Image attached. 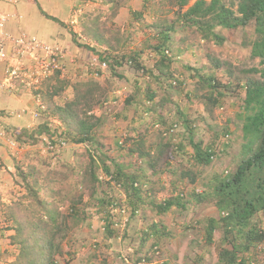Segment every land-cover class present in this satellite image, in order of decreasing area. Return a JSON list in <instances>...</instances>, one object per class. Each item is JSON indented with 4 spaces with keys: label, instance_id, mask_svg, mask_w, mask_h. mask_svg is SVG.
I'll use <instances>...</instances> for the list:
<instances>
[{
    "label": "trees",
    "instance_id": "16d2710c",
    "mask_svg": "<svg viewBox=\"0 0 264 264\" xmlns=\"http://www.w3.org/2000/svg\"><path fill=\"white\" fill-rule=\"evenodd\" d=\"M174 1L178 6V21L182 22L183 26H185L184 24L193 26L195 31L200 34L201 40L216 42L218 45L222 43L223 39L218 35L216 29H237L247 26L252 20L254 22V38L248 43L250 58L258 59L262 68H241L238 77L235 80H230L236 86L242 83L245 91L241 126L243 137L248 139L244 148L245 157L239 160L233 173L215 176L210 193L204 191L199 197L181 190L172 197L159 200L160 198L152 193L154 191H150L151 185L163 188L161 185H165L164 181H167V184L170 182L172 188H177V184H175L177 180L173 177L172 163L169 161V158H174V154L172 151L167 152L170 143L162 141L148 143L147 128L154 127V125H160L161 128L167 126L166 130L173 133L178 127H185L194 162L199 165H208L212 162V157L215 156V150L211 145L203 146L201 142H195L192 125L187 119L186 112L179 110L178 105L172 101V96L175 93V87L172 85L177 84V80L170 72L172 63L175 62L170 55L173 49L172 35L175 33V23L172 22L161 27L154 25L157 34V43L153 47L157 55L154 69L158 74H154L153 69H145L141 66L139 63L140 53L136 52L130 55L129 61L133 62L134 69L142 72L139 79L133 80L132 92L124 101L121 113L116 115L118 119L123 117L128 120L129 111L132 108L135 116L140 120L139 126L136 128L138 135L133 142L134 147L126 149L119 140L114 143L118 151L122 152L124 148L126 149V154H124L126 157L121 158H128L127 161H121L120 157L115 158L108 153L107 151L111 152L113 148L110 149V145L102 141L103 139L98 134L105 119L94 111L101 108L109 98L107 96L109 89L103 83L90 77L85 80H77L71 85L72 96L69 98L68 94L63 96L62 91L69 87L71 82L65 78L60 79L61 73L58 70L52 78L54 86L50 91L47 86L46 94L40 95L48 118L55 122L57 127L52 130L48 123H44L38 127V130L23 131L18 134L19 137H16L15 141L20 144L19 146H36L41 143L46 146V140L53 146H58L60 143H64L65 147L67 145H83L84 149L80 152L76 151L78 153H76L77 159L74 164L81 158H86L87 163L82 174L74 164L71 167L63 165L66 166L64 169L68 170L66 178L72 177L74 181L73 190H69L66 184L61 182L63 173L57 168V165L53 166L52 161L58 162L60 158L58 151H52V161L45 164V169L52 170V173L49 171L41 173L37 167V159L27 172H18L26 189L27 197L32 201L31 204L39 208L34 209L37 212L35 213L28 205L24 206L22 202L25 198L5 208V219L12 222L9 230H14V234L10 237V244L18 247V253L12 264H55L56 255L62 242L59 239L65 237L63 233L69 228V220L73 219L78 222L80 220L82 211L78 207L79 201L73 199L71 204L66 207L67 212L61 214L52 208L53 204H49L48 201L39 197L41 183L50 184V190L54 183L64 186L62 195L64 200L66 197H70L69 193L75 195L78 188L84 187L89 199L94 200L97 205L96 213L102 214L103 230L108 237H114L116 234L113 225L117 223V220L113 218L110 210L119 207L118 203L120 206H129L131 219L142 208H148L157 215H163L174 207L181 211L187 210L191 203L193 206L202 205L206 201L210 202L209 199H211L212 202H215L213 205L217 210L218 217L196 219L195 227L205 224L203 228L205 236H202L206 245L214 243L212 236L216 227L222 229L223 240L221 242L227 241L228 244L225 243L227 246L218 248L217 264H245L244 262L238 263L236 255L262 243L264 232L261 233L255 223L248 225V222L256 213L264 211V0H194L193 4L184 12H180V10L188 6L191 0ZM147 2L148 0H145V4ZM141 15V12H135L133 16L140 18ZM72 38L76 43L74 37ZM96 39L98 44L103 46L98 38ZM77 45L93 53L96 52L89 46L78 43ZM115 49V46L109 45L106 50L111 53ZM169 52L171 53L169 54ZM96 54L98 61H111L109 64L111 75L118 76L113 70V66H121L122 60L126 57L118 59L112 55L111 58L109 55L102 56L97 52ZM209 62H214V60L211 59ZM214 67L220 66L218 63H214ZM196 72L201 89H206V93L199 97L196 96L197 104L201 105L203 112L212 118L214 108L221 107L223 104L221 101L224 96L223 90L229 86L220 83L216 75L211 73L212 71L206 75L202 74L201 70H196ZM145 76L147 77L146 81L144 80ZM140 83L145 85L142 90L139 86ZM152 84H156L158 91L151 86ZM186 96L190 97V94L187 92ZM55 98L57 101L54 100ZM167 106L176 107L177 119L167 121L170 119L169 115L167 117L163 115V110ZM167 111L169 113L170 109ZM158 132L159 135L162 134L160 130ZM229 134V129L222 132L224 136H229ZM255 143L257 145L253 147ZM171 146L170 148L180 151H183L184 148L183 142ZM100 171L104 175L102 179L98 176ZM164 173L171 174V178H163ZM42 175L45 177L42 178ZM178 176L186 178L190 182L194 181L192 172L180 171ZM154 179L156 182L151 183ZM104 187L110 190L115 188L119 194L123 195V198L119 197L118 199L113 196L114 194H109L111 191L109 190L108 193ZM156 226L152 224L146 230L148 233H145V239L157 235ZM2 229L0 226V230ZM233 231L236 232V235L234 239L229 240L228 236ZM236 239H241L242 243L237 244ZM261 257L263 258L258 264H264V252L261 253Z\"/></svg>",
    "mask_w": 264,
    "mask_h": 264
},
{
    "label": "rangeland",
    "instance_id": "374dc122",
    "mask_svg": "<svg viewBox=\"0 0 264 264\" xmlns=\"http://www.w3.org/2000/svg\"><path fill=\"white\" fill-rule=\"evenodd\" d=\"M141 1L143 5L138 4L135 6V3L132 4L135 10L130 12V20L124 24H118L112 22V20L107 23L105 21L104 23L97 22L95 24L97 28L94 32L98 35L96 38L103 44V46L98 44L97 39L94 38L97 42L96 49L98 50L96 52L98 54L101 53L102 56L112 55L118 59L126 57L122 60L121 66H113V70L118 76L111 75L109 68L111 61H98L96 52L91 54L88 53V50L82 48L84 55H79L80 60L86 64L88 57L92 58L93 56L96 66L92 73L83 70L82 67L76 68L74 74H70L67 69L63 74L61 73L60 79L65 78L71 82H69V87L62 91V95L68 94L67 97L71 98V85L77 80H85L89 77L99 80L102 75L106 76L100 82L109 89L107 94L109 98L101 108L94 111V113L102 115L105 119V123L98 131V134L103 139L102 141L110 145V149L111 147L113 148L111 152L108 150V153L115 158L120 157L121 161H127L128 158L123 159L121 157H126L124 155L126 154V149L134 147L133 142H135L138 135L136 128L139 126L140 120L137 119L132 108H130L128 120L123 117L118 119L116 115L121 113L124 101L127 99L128 94L132 92L133 80L135 78L139 79V75L142 72L134 69L133 62L129 61V56L136 52L140 53L139 63L141 66L145 69H153L154 74H158L154 69L157 55L153 47L157 43V34L153 26L160 25L161 27L174 22L173 49L172 53L169 52V54L171 53V57L175 60L172 63L170 72L173 78L177 80V84L172 85L175 87L172 101L178 105L177 108L179 110L186 112L187 119L192 125L195 142H201L203 146L211 145L215 150V156L212 157L213 160L208 165H199L194 162L185 127H178L173 133L166 130L167 126L161 128L160 125H154V127L147 128L146 138L148 143L162 141L163 143H170V146L172 145L171 147H173L177 143L183 142L184 145L183 151L172 149L170 146L167 150L168 153L172 151L174 154V158H169V161L172 163L171 168L174 172L173 177L177 180L175 183L177 188H172L170 182L167 184V181H164L165 185H161L163 188L151 185L150 191H154L152 193L160 198L159 200L172 197L181 190L199 197L204 191L210 193L215 176H225L233 173L239 160L245 157L244 148L248 139L243 137L241 129L245 91L242 83L236 86L230 80H235L238 77L239 69L241 68H262L258 59L252 60L250 58V46H248V43L254 38V22L252 20L247 26L237 29H216L218 35L223 39L222 43L218 45L216 42L201 40L200 34L195 31L193 26L190 27L186 24L183 26V23L178 21L179 11L174 0H148L146 4L145 0ZM193 2L194 0H191L188 6L181 9L180 12H184ZM135 12H141V17L136 18L133 16ZM100 18L101 16L98 17V19ZM109 45L115 46V51L110 53L109 50H106ZM211 59L214 62H209ZM128 61L129 63L127 64ZM102 63H106L107 67L105 69L101 68ZM214 63H218L220 67L215 68ZM196 70H201L202 74L205 75L212 71L211 73L216 75L220 83L229 86V88L223 90L224 96L221 98L223 104L221 107L214 108L212 118L203 112L201 105L197 104L196 96L199 97L206 93V89H201ZM34 71V69L25 70L26 73L33 75ZM96 72L97 74L100 73L97 77L91 76V74H96ZM54 73L47 77L37 76L39 77L37 82L25 78L23 79L25 80L24 83H20L19 79L16 83L20 88L22 85L24 87L29 86L28 88L33 93L42 96V94H46L47 86H49V91L54 86V80L52 79ZM146 79L147 77L145 76L144 80L146 81ZM12 83L14 84L15 82ZM139 86L141 90L145 88L144 83H140ZM151 86L158 91L156 84ZM187 92L190 97L186 96ZM34 96L36 99V95ZM187 97L189 98L188 100ZM54 100L57 101V98ZM168 109H170L169 113ZM175 111L176 107L171 106H167L163 110L164 116L167 117L169 115L170 119H167V121L177 119ZM46 123L52 130L57 127L55 122H52L49 118ZM225 129L230 130L229 136L222 135ZM158 130L162 134L159 135ZM129 136L131 137L130 139L128 138ZM117 140L122 145H125L126 149L124 148L122 152L118 151L114 145ZM41 141L43 142V139ZM256 145L257 143L253 147ZM64 147L65 145L58 149L57 153L60 157H58V162L52 161V153L46 150L45 145L41 143L36 146H29L23 152L20 151L16 155V157H19L18 162H14L11 170L4 167V179L7 178L10 183L7 184L6 182V185H4V196L0 198V222L2 221L0 226L3 228L0 230V240H2L3 249L7 245V248L3 250L4 255L0 257H5L7 260L10 258L9 256L6 257L4 252L6 250H9L10 253L15 251V255L18 253V247L10 244V237L14 234V230H9L12 222L5 219V208L23 198H25L22 202L24 206L28 205L31 210L39 208L31 204L32 201L27 197L26 189L18 172H27L37 159V167L41 173L46 171L52 173V170L45 169V164L52 161L53 166L57 165V168L63 173L61 182L64 185L66 184L69 190L74 189V181L72 177L66 178L68 170L64 168L73 166L77 159L76 153L84 149V146L67 145ZM86 163V158H81L74 164L80 170V174L84 172ZM180 171L192 172L194 181L190 182L188 179L178 176ZM170 175L164 173L163 178L169 179V177L171 178ZM98 176L101 179L104 177L101 171ZM44 177L45 175H42V178ZM154 182H156L155 179L151 181V183ZM41 184L39 197L48 201L49 204H53V207H50L56 209L57 212L65 214L67 212L66 207L71 204L70 202L73 199L79 201L78 207L82 211L79 222L70 219L69 228L64 230L63 233L65 237L59 239L62 242L56 255L55 264H216V253L220 244L221 247L227 246L225 244L227 241L225 243L221 242L223 236L220 227H216L212 236L214 242L212 245L204 243L202 235L205 236V230L203 229L205 224L195 227L196 219L204 220L208 217H218L217 210L213 205L215 202H212L211 199H209L210 202L206 201L202 205L193 206L191 203L188 205L187 210L181 211L174 207L163 215H157L148 208H142L131 219L129 206H120V203H118L119 207L110 210L113 218L118 222L113 225L116 234L114 237H108L103 230L102 214L96 213L97 205L94 200L89 199L84 187L78 188L75 195L69 193L70 197H66L64 200L62 199L64 186L54 183L51 185L53 187L52 190H50V184ZM106 190L109 193L110 189ZM15 191L17 192L14 193ZM110 191L111 193L109 194H114L113 196L118 199L119 197L120 199L123 198V195L119 194L115 188ZM119 211L120 213H118ZM35 213L37 212L35 211ZM254 223L261 232H264V211L252 216L248 225H254ZM152 224L157 225V235L145 239L144 235L148 233L146 230ZM235 235L236 232L233 231L228 236V239H234ZM235 241L237 244L242 243L241 239H236ZM142 242L144 243L143 245ZM140 245H142L141 248H139ZM254 250L252 248V250L248 249L239 253L248 260L252 259L254 261V258L255 260H262V258L254 257L255 253L260 251V248L256 251ZM5 258L3 259L6 263ZM13 261H10L9 264H12ZM2 263L5 264L3 261Z\"/></svg>",
    "mask_w": 264,
    "mask_h": 264
},
{
    "label": "crops",
    "instance_id": "0c3cea01",
    "mask_svg": "<svg viewBox=\"0 0 264 264\" xmlns=\"http://www.w3.org/2000/svg\"><path fill=\"white\" fill-rule=\"evenodd\" d=\"M134 3L135 6L143 5L141 0H0V32L10 37L24 34L46 44L56 45L62 54L60 64L64 71L67 69L70 74H74L76 68L82 67L92 73L94 66L91 65H96L95 58L91 55L92 58L88 57L86 64L82 62L79 55H84L83 49L77 43H84L98 50L94 40L98 36L94 32L97 28L95 24L105 21L107 23L110 20L124 24L130 20V12L135 10L132 5ZM88 53L93 52L88 50ZM7 67V63L0 61V85L6 77ZM91 76L97 77L95 74ZM104 78L106 76L102 75L99 81ZM28 87L22 85L20 88L17 83L8 89L0 86V198L4 196L6 182L10 183L7 178L4 179V167L11 170L14 162H18L19 157L16 155L29 147L19 146L15 138L23 131H35L37 126L48 120L39 94L33 93ZM0 223L2 224V221ZM1 241L0 256L4 255L3 250L7 248L6 245L3 249ZM4 252L6 257L10 258L7 260L0 257V264H3L2 261L5 263L3 258L6 259L5 264H9L15 258V251Z\"/></svg>",
    "mask_w": 264,
    "mask_h": 264
},
{
    "label": "built area",
    "instance_id": "2783aa9c",
    "mask_svg": "<svg viewBox=\"0 0 264 264\" xmlns=\"http://www.w3.org/2000/svg\"><path fill=\"white\" fill-rule=\"evenodd\" d=\"M1 26L2 23H0ZM61 56V51L56 45H48L35 37H28L24 34L19 37H10L0 32V61L8 65L5 70L6 77L0 86L8 89L12 88V82H17L18 79L20 83H24L25 78L37 82L39 77L50 76L58 70L63 73V66L60 64ZM91 66H94L92 69L94 70L96 65ZM106 67V63L101 64L102 69ZM26 69H34V75L26 73ZM45 142V149L49 152L58 151L61 146L65 145L60 143L58 146H53L47 140Z\"/></svg>",
    "mask_w": 264,
    "mask_h": 264
},
{
    "label": "clouds",
    "instance_id": "9594fccd",
    "mask_svg": "<svg viewBox=\"0 0 264 264\" xmlns=\"http://www.w3.org/2000/svg\"><path fill=\"white\" fill-rule=\"evenodd\" d=\"M96 75H97V72H96ZM16 83V82H15ZM39 98H40V96H39ZM261 212V211H260ZM118 213H120V211L118 212ZM118 223V222H117ZM262 233V232H261ZM264 234V233H263ZM225 247V246H224ZM221 248H223V247H221V244H220V246H219V249H221ZM252 248H254L255 250L254 251H256L257 249H259L260 248V251L259 252H256L255 253V255H254V257H258V258H263V257H261V253L262 252H264V239H263V242L262 243H260L259 245L257 244L255 247H251V248H249V250H252ZM217 251H218V249H217ZM218 253V252H217ZM217 253H216V257H217ZM236 259H237V262L238 263H242V262H244L245 264H255L256 262V264H258V262L260 261V260H255V258H254V261L251 259V260H248V259H246L245 257H243L240 253H238L237 255H236ZM217 262H218V257H217ZM217 264V263H216Z\"/></svg>",
    "mask_w": 264,
    "mask_h": 264
}]
</instances>
